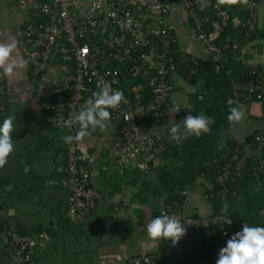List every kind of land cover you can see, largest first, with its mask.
Listing matches in <instances>:
<instances>
[{"label":"built area","instance_id":"1","mask_svg":"<svg viewBox=\"0 0 264 264\" xmlns=\"http://www.w3.org/2000/svg\"><path fill=\"white\" fill-rule=\"evenodd\" d=\"M182 2L194 18L193 30L197 38L205 43L215 58L218 57L220 47L214 38L229 21L238 26L243 20L213 0ZM212 3L222 19L214 20V28L207 32L205 23L209 17L200 15L198 8ZM237 3H240L239 0ZM246 4L250 9L247 21L250 33L256 28L257 3L256 0H247ZM17 5L21 10L37 9L29 16L40 14L43 17L32 19L16 30L19 46L32 67V78L35 79L47 69L53 60L66 63V69L53 88L48 106L54 103L57 110L50 116L51 123L68 130L64 136L67 150L65 155H60V160L63 156L65 160L57 168L62 173L60 182L68 192V213L74 220H82L96 206L101 194L96 186L91 185L89 163L78 148L76 134L80 125L75 121V115L84 107L85 101L105 84L119 90L118 83L122 82V77L115 63L135 61L134 53H138L139 62L136 61L131 70L147 83L145 86L151 89L153 98L145 101L138 89L143 85L140 83L134 86L136 92L132 98L125 95L126 103H121L116 109H109V121L117 123V132L111 143V156L118 162L121 172L124 167H138L146 172L158 168L163 163L160 153L163 137L144 129L143 122L150 113L155 120L161 121L168 108L171 113L179 109L176 112L178 122L188 114L194 115V103L174 104L171 99L173 85L168 77L184 63L196 61V58L179 48L178 43H175L177 39L172 24L160 17L169 11V0H17ZM155 12L158 16L153 15ZM69 62H74L72 69ZM189 72L193 73L194 69L189 68ZM3 79L4 74L0 70V92ZM234 88L240 96L251 98L256 95L257 98H263L264 68L250 69L244 78L234 81ZM201 98L202 95H199ZM96 129L89 128L90 131ZM256 141L264 146V134L256 135ZM233 160L236 157L225 161L219 169L217 191L221 200L216 210L209 216L186 213L180 200L187 197L189 190L181 189L178 198L158 208V216H175L185 225L186 235L175 245L167 241L163 251L130 255L126 264H180L179 250L185 248L188 253L197 251L202 247L203 237L219 232L226 244L232 235L242 231L244 224L253 227L246 220L235 222L230 214V202L225 195L229 189L228 182L237 178L242 168L241 162L234 165ZM10 224L8 229L14 239L13 249L23 263L30 264L25 261L32 260L29 249L34 240L31 236H21L14 220H10ZM159 241L161 243L163 239Z\"/></svg>","mask_w":264,"mask_h":264},{"label":"crops","instance_id":"2","mask_svg":"<svg viewBox=\"0 0 264 264\" xmlns=\"http://www.w3.org/2000/svg\"><path fill=\"white\" fill-rule=\"evenodd\" d=\"M169 3V11L160 17L172 24L179 48L193 56L207 57L209 49L197 38L189 9L182 0H169ZM256 3L257 32L243 45L237 59L264 68V0H256ZM29 15L31 9L21 10L17 0H0V43L12 40L16 44L10 60L14 64L13 71L5 74L0 68L8 103L4 111L0 102L3 106H0V125L6 117L16 116L15 130L11 134L14 152L0 168L4 207L17 216L29 234L44 232L34 248L36 264H126L130 255L160 252V241L152 239L147 232L154 202V197L147 191V180L156 181V168L146 172V176L136 174L132 167H127L123 173L118 171L110 156L115 134V126L110 121L105 130H88L89 135L76 139L80 152L90 163L92 182L101 189L102 196L82 222L67 219V189L60 182L62 174L56 169L55 156L64 147L68 130L50 131L54 125L47 116L48 100L66 63L53 60L38 79L32 78L30 64L16 35L18 26ZM153 15L158 16L156 12ZM174 76L175 84L179 86L171 94L174 104L194 103L191 92L195 87L178 72ZM235 101L245 118L240 123L233 122L227 135L245 142L254 130L264 129V108L255 98ZM143 124L144 129L161 133L164 141L170 140V123L160 126L145 121ZM164 141L163 149L166 147ZM164 162L167 159L164 158ZM205 181L199 178L195 187L189 190L184 202L186 213L209 216L214 211ZM101 210H107L106 214ZM104 214L107 216L105 222L101 218ZM100 220L102 223L98 224Z\"/></svg>","mask_w":264,"mask_h":264},{"label":"trees","instance_id":"3","mask_svg":"<svg viewBox=\"0 0 264 264\" xmlns=\"http://www.w3.org/2000/svg\"><path fill=\"white\" fill-rule=\"evenodd\" d=\"M213 2L217 3L218 0H213ZM214 3L203 8H198L201 15H207L209 17L205 23V30L207 32L214 28V20L222 19L221 15L218 14L219 10L213 6ZM220 6L223 9L228 8V11L232 15H239L243 22L240 25L235 26L232 21H229L214 38V41L220 47L218 57L215 58L214 54L210 51L207 57L195 56L196 61L194 59V61L184 63L180 69L171 73L168 77V81L173 85L172 92L179 87L175 84L176 79L174 74L176 72L179 73L182 79H185L195 87L194 91L191 92L194 105H196L193 114H204L208 116L213 121L210 126L211 130L208 133H202L199 137L188 135L183 139L181 138L179 142H175L171 139L164 141L162 139L166 143V147L164 149L162 148L160 153L163 157V161L165 158L167 159V162L162 163L156 168L157 174L155 182L151 181V179L147 180V184L149 185L147 189L148 194L151 193L154 197L151 214L152 219H154L158 216V208L160 206H166L172 200L178 198L181 189L186 188L190 190L192 187H195L199 178H204V180H206L204 185L205 190L209 195L208 197L213 205V209L216 210L221 200L217 191L219 187L217 184L219 169L225 161L236 157V160H233V164L236 165L238 162H241L242 168L240 170L241 174L234 180L228 182L229 189L225 195L230 202V214L235 222L246 220L251 223L253 227H264V146L256 141V135H263L264 129L261 131L254 130L247 136L245 142H240L227 135L229 129L233 125V122H229L227 117L230 114L231 108L237 107L235 100L238 98L240 100L249 99L240 96L237 93L234 88V81H239L244 78L252 68H263V66L260 65H248L242 62V60L237 59L243 45L250 40L252 36H255L257 32V24L256 28L248 33L247 21L250 16V9L247 4L229 3L226 1L224 4H220ZM34 11H37V9L35 10L32 8L31 14ZM36 15H33V17L28 16L29 19H25L18 27L24 26L26 22L31 21L32 19L36 18L39 20L43 18L40 14ZM190 17L191 24L194 25V18L191 15ZM174 33L177 37L176 32ZM176 39H178V37ZM137 55L138 53H134V57L137 59L135 61L125 60L115 63L120 69V75L122 77V82H119L118 86L119 90L124 92V95H129L132 98L136 92L134 86L143 83L138 89L144 95L145 101H147L153 98L151 89L145 86L147 83L134 75L131 70V67L139 60V56ZM217 66H219V68H217ZM69 67L72 69L74 67V62H69ZM191 67L194 69L193 73L189 72V68ZM31 72L32 67L30 65V75L33 77ZM43 72L44 71L40 72L35 79H38ZM3 91L4 88H2V91L0 92V102L4 105L3 110L5 111L8 103ZM199 95H202L201 99H199ZM252 98L259 99L264 108V97L257 98L256 95H253L251 99ZM56 111L55 104L52 103L47 107V116L50 118V116ZM165 115V118L161 121H157L155 120L154 115L150 113L146 116V121L160 126L169 123L172 126L173 123H180L177 119L178 114L171 113L169 108L166 109ZM175 115L177 117L174 118ZM112 123L115 126L116 133L117 128L115 124L117 123L113 121ZM52 130L60 131V128L54 126L50 131ZM221 141H223L225 145L222 149L218 147ZM66 150V144H64V147L57 151L55 156L57 170L59 163L61 161L63 163L65 160V156L60 160V155H65ZM111 161L118 166V171L120 173H123L126 170L127 167H124L121 172L118 162L115 161L112 156ZM89 168L91 177L90 163ZM132 168L136 170V174L138 175H147L146 171H142L138 167ZM90 180L91 185L96 186L92 182V178H90ZM96 187L101 193V189L98 186ZM32 189L35 190V187ZM4 195L5 192L1 191L0 264H25L13 249L12 242H14V239L8 229L11 225L10 220H14L17 223L21 236H31L33 238L34 244L31 245L29 249L31 251L32 260L25 262L36 264L37 260L34 248L38 242V237L43 236L44 232H35L33 234L26 232L25 229L22 228L21 222L17 216L14 213H9V211H7L8 209L4 207ZM100 198L97 199V202ZM185 198L186 197L184 196L180 200L183 205ZM65 207L67 219L69 218L72 222H82V220H74L70 216L68 213L67 202ZM167 241V239H163V242L161 241L160 251L164 250V246L168 243ZM225 246L226 244L223 242L222 236L219 232L209 234L207 237H203L202 247L197 251L188 253L185 251V248L179 250L180 264H216V261L219 258V251Z\"/></svg>","mask_w":264,"mask_h":264},{"label":"clouds","instance_id":"4","mask_svg":"<svg viewBox=\"0 0 264 264\" xmlns=\"http://www.w3.org/2000/svg\"><path fill=\"white\" fill-rule=\"evenodd\" d=\"M226 0H218L224 4ZM229 3H237L238 0H227ZM246 4L247 0H239ZM16 48L14 41L0 43V68L5 74L13 71L14 64L10 62L12 53ZM126 97L122 90L113 89L110 84H105L100 91L94 92L92 97L85 101L84 107L75 115L74 119L79 123L80 128L76 139L89 135V128L105 130L107 122L111 119L109 109L118 108L121 103H126ZM179 109H176V113ZM229 122L240 123L245 118V113L239 107H233L228 115ZM15 115L6 117L0 125V168H3L8 157L14 152L13 136ZM212 120L204 115L188 114L180 123H173L169 136L170 139L179 142L182 136L195 135L199 137L202 133L210 132ZM225 147L223 141L218 146ZM186 227L175 216L159 215L147 225L148 235L154 239H167L175 245L184 235ZM216 264H264V227H250L243 225L242 231L232 235L226 246L219 251V258Z\"/></svg>","mask_w":264,"mask_h":264},{"label":"rangeland","instance_id":"5","mask_svg":"<svg viewBox=\"0 0 264 264\" xmlns=\"http://www.w3.org/2000/svg\"><path fill=\"white\" fill-rule=\"evenodd\" d=\"M99 211V210H98ZM101 211H103V210H101ZM104 212V211H103ZM106 212H107V210H106ZM106 212H104L105 214H106ZM103 215V217H101V218H103V220H104V222L106 221V218H107V216L106 215ZM102 222H101V220H100V222H98V224H101Z\"/></svg>","mask_w":264,"mask_h":264}]
</instances>
